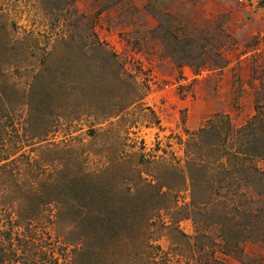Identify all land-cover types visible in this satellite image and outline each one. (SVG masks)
<instances>
[{
    "label": "rangeland",
    "instance_id": "obj_1",
    "mask_svg": "<svg viewBox=\"0 0 264 264\" xmlns=\"http://www.w3.org/2000/svg\"><path fill=\"white\" fill-rule=\"evenodd\" d=\"M260 120L264 0H0V264H264Z\"/></svg>",
    "mask_w": 264,
    "mask_h": 264
},
{
    "label": "trees",
    "instance_id": "obj_2",
    "mask_svg": "<svg viewBox=\"0 0 264 264\" xmlns=\"http://www.w3.org/2000/svg\"><path fill=\"white\" fill-rule=\"evenodd\" d=\"M252 124V123H251ZM259 124L261 125V127H264V120H260V122H259ZM262 134H264V130H262ZM218 133L216 132L213 136H211V140H210V144H208V143H206V142H204V140L201 138V139H199L202 143H204L205 145H207L208 147L210 146L211 148H212V146L214 145V143H215V141L216 140H219V139H216V138H219L218 137ZM214 137V138H213ZM226 140V139H225ZM224 140V138H223V141H222V143L224 144V145H229L230 147L232 146V144H227L226 143V141ZM249 140V146H248V149L244 152V153H242L241 155H238L237 156V153L236 152H233L232 153V155H231V157H234V158H236L235 159V161L237 162H239L240 163V165H241V167L242 168H245L246 166H244L243 164H244V162L245 161H247V160H251L250 159V157L251 158H254V157H258V156H260V157H264V135H261V136H259V137H257L256 139H255V141H252L251 139H248ZM236 153V154H235ZM240 165L239 166H237V169L238 170H241L242 168L240 167ZM200 170H202L203 171V173L205 174V172H206V170H207V167L206 166H203V165H201V168H200ZM250 174H249V178L250 179H252V178H257V176H256V172L255 171H252V172H249ZM205 175H207V176H209V177H211V178H213L214 176L212 175V174H205ZM258 180H259V177L257 178ZM263 179V178H262ZM101 217H104V214L103 215H101ZM100 218V217H99ZM100 219H103V218H100ZM252 234L250 233V236H251Z\"/></svg>",
    "mask_w": 264,
    "mask_h": 264
}]
</instances>
